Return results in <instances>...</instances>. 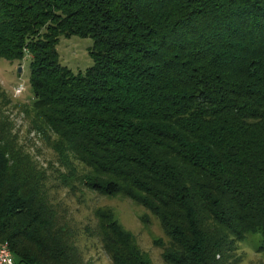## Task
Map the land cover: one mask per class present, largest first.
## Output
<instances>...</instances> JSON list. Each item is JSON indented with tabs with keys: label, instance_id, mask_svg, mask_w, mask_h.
Listing matches in <instances>:
<instances>
[{
	"label": "trees",
	"instance_id": "16d2710c",
	"mask_svg": "<svg viewBox=\"0 0 264 264\" xmlns=\"http://www.w3.org/2000/svg\"><path fill=\"white\" fill-rule=\"evenodd\" d=\"M73 35L94 40L85 71L60 62ZM26 57L64 183L151 211L167 264H230L264 236V0H0V58ZM47 179L0 110V241L16 264H86ZM96 217L112 264H154L111 212Z\"/></svg>",
	"mask_w": 264,
	"mask_h": 264
},
{
	"label": "rangeland",
	"instance_id": "374dc122",
	"mask_svg": "<svg viewBox=\"0 0 264 264\" xmlns=\"http://www.w3.org/2000/svg\"><path fill=\"white\" fill-rule=\"evenodd\" d=\"M93 44L91 37L62 36L58 44L60 62L74 72L85 71L94 63L90 55ZM29 63V57L14 61L0 58V110L10 122L18 143L46 170L51 202L60 218L76 230V243L85 256V263L112 264L93 234L97 228L96 212L102 210L111 212L134 235L138 246L150 255L154 264H167L162 255L169 239L151 211L124 195L108 196L80 184L72 188L64 183L62 177L68 174V168L62 165L54 147L57 136L50 132L45 136L35 126ZM73 161L79 172L85 169L79 160ZM263 241L262 232L248 233L237 243V251L229 263L264 264Z\"/></svg>",
	"mask_w": 264,
	"mask_h": 264
},
{
	"label": "built area",
	"instance_id": "2783aa9c",
	"mask_svg": "<svg viewBox=\"0 0 264 264\" xmlns=\"http://www.w3.org/2000/svg\"><path fill=\"white\" fill-rule=\"evenodd\" d=\"M0 264H16V261L7 255L5 249H0Z\"/></svg>",
	"mask_w": 264,
	"mask_h": 264
},
{
	"label": "bare ground",
	"instance_id": "6f19581e",
	"mask_svg": "<svg viewBox=\"0 0 264 264\" xmlns=\"http://www.w3.org/2000/svg\"><path fill=\"white\" fill-rule=\"evenodd\" d=\"M0 249H5V252L7 253V255L9 257L15 259L14 255H13L11 249H10V246H9V244L7 242L0 241Z\"/></svg>",
	"mask_w": 264,
	"mask_h": 264
}]
</instances>
